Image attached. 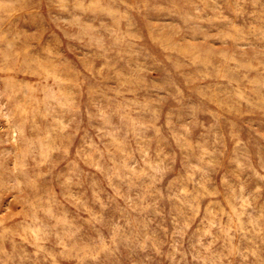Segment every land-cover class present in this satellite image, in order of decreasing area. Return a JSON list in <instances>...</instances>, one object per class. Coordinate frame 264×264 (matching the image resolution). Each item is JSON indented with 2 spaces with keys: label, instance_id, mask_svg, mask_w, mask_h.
Masks as SVG:
<instances>
[{
  "label": "rangeland",
  "instance_id": "374dc122",
  "mask_svg": "<svg viewBox=\"0 0 264 264\" xmlns=\"http://www.w3.org/2000/svg\"><path fill=\"white\" fill-rule=\"evenodd\" d=\"M0 264H264V0H0Z\"/></svg>",
  "mask_w": 264,
  "mask_h": 264
}]
</instances>
